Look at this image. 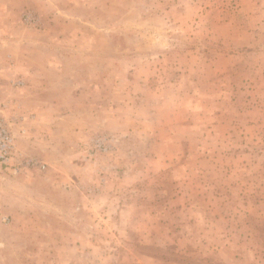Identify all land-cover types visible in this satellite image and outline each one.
Segmentation results:
<instances>
[{"label": "rangeland", "instance_id": "obj_1", "mask_svg": "<svg viewBox=\"0 0 264 264\" xmlns=\"http://www.w3.org/2000/svg\"><path fill=\"white\" fill-rule=\"evenodd\" d=\"M7 33L36 164L0 195L46 208L0 219V264H264V0H0Z\"/></svg>", "mask_w": 264, "mask_h": 264}, {"label": "crops", "instance_id": "obj_2", "mask_svg": "<svg viewBox=\"0 0 264 264\" xmlns=\"http://www.w3.org/2000/svg\"><path fill=\"white\" fill-rule=\"evenodd\" d=\"M5 36V39L2 44H0V95L2 93V88L5 86V84H10L11 81H13V79L16 77V75L20 76L21 75V80L22 81H30V79H32L33 75H31V71L30 69L27 67V65L24 62H20L17 63L15 58H13V47L11 46V44L9 43V41L11 40V36L9 35V33L3 35ZM19 73V74H17ZM17 76V77H18ZM10 87V86H9ZM26 86L24 85V89L25 91L28 92L29 88H25ZM11 90L10 88H8V91ZM14 180L16 181H20L21 179L19 178H14ZM14 191L13 193H16V191H18V189L16 188H12ZM7 191V190H5ZM1 193V190H0ZM36 203V202H35ZM21 203L18 204L17 202H11V201H7L4 198H1L0 195V219L4 220V218H8V216H10V218H12V220H14L15 218L22 220L24 223L28 224L34 220H38L41 217L36 215V212L46 208V206H42V204H29V206H27L24 208V215H22V213H19V210H22ZM44 207V208H43ZM30 212H32V214H30ZM40 214V213H39ZM41 215V214H40ZM44 222L43 220H41V223ZM12 223V221L10 222V224ZM60 238L62 237V234L59 236ZM42 241H44L45 239H43L41 237ZM52 240V239H51ZM60 240V239H59ZM41 241V242H42ZM55 244L58 246V244H60V246L58 247L60 250H57V253H60L61 251H63V240L58 241V236L56 235V239L54 240ZM62 244V245H61ZM3 246L2 241H0V247ZM42 251L41 250H32L30 252L26 253V258L29 259H33V258H37L39 255L41 257L42 255ZM55 257H61L60 254L55 256Z\"/></svg>", "mask_w": 264, "mask_h": 264}, {"label": "built area", "instance_id": "obj_3", "mask_svg": "<svg viewBox=\"0 0 264 264\" xmlns=\"http://www.w3.org/2000/svg\"><path fill=\"white\" fill-rule=\"evenodd\" d=\"M14 151V138L6 120L0 115V169H9L15 165H23L27 168L35 166L36 163L32 160H15ZM12 160H15L17 164H10Z\"/></svg>", "mask_w": 264, "mask_h": 264}]
</instances>
